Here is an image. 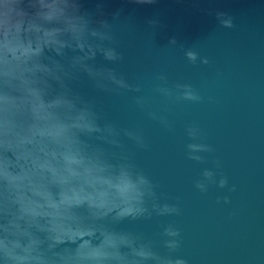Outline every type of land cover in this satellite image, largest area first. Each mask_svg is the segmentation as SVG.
I'll return each mask as SVG.
<instances>
[{"label": "clouds", "instance_id": "9594fccd", "mask_svg": "<svg viewBox=\"0 0 264 264\" xmlns=\"http://www.w3.org/2000/svg\"><path fill=\"white\" fill-rule=\"evenodd\" d=\"M215 19L218 28L237 26L225 11ZM124 22L118 12L105 19L99 6L84 10L81 0H0V264H189L174 221L159 225L156 238L125 227L182 209L136 162L135 153L149 149L144 130L108 118L101 100L129 95L146 119L173 133L167 106L204 98L161 72L152 93L164 107L153 109L141 85L115 67L124 61ZM167 48H179L192 67L211 63L174 37ZM184 134L186 158L208 164L214 149L201 127ZM220 167L213 159L193 187L202 195L227 189L216 203L228 205L237 189Z\"/></svg>", "mask_w": 264, "mask_h": 264}, {"label": "water", "instance_id": "95a60500", "mask_svg": "<svg viewBox=\"0 0 264 264\" xmlns=\"http://www.w3.org/2000/svg\"><path fill=\"white\" fill-rule=\"evenodd\" d=\"M81 3L89 12L99 6L105 19L118 12L125 21L120 37L124 61L115 67L141 85L153 109L164 107L152 93L154 76L161 72L170 83L191 84L204 98L198 105L167 106L173 133L146 119L129 95L102 98L108 118L144 130L149 149L137 151L136 162L160 185L161 195L182 209L180 216L125 227L156 238L159 225L174 221L181 229L182 253L189 264H264V0ZM217 11L233 15L236 28H218ZM150 20L157 22L155 28L149 27ZM173 37L185 47L195 45L210 65H189L179 48H167ZM193 123L214 149L208 164L186 158L184 129ZM213 159L220 161L219 172L229 186L237 189L228 205L216 203L227 189L212 187L202 195L193 187Z\"/></svg>", "mask_w": 264, "mask_h": 264}]
</instances>
